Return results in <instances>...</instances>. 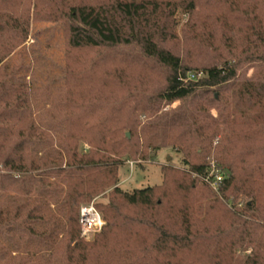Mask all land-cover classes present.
Returning a JSON list of instances; mask_svg holds the SVG:
<instances>
[{
    "label": "trees",
    "instance_id": "16d2710c",
    "mask_svg": "<svg viewBox=\"0 0 264 264\" xmlns=\"http://www.w3.org/2000/svg\"><path fill=\"white\" fill-rule=\"evenodd\" d=\"M178 12L211 55L199 81L174 49ZM32 21L67 32L64 114L48 121L32 64L13 65ZM78 52L95 55L73 66ZM166 148L183 166L161 185L118 187L127 161ZM101 195L86 242L80 207ZM0 264H264V0H0Z\"/></svg>",
    "mask_w": 264,
    "mask_h": 264
},
{
    "label": "rangeland",
    "instance_id": "374dc122",
    "mask_svg": "<svg viewBox=\"0 0 264 264\" xmlns=\"http://www.w3.org/2000/svg\"><path fill=\"white\" fill-rule=\"evenodd\" d=\"M188 21V14L182 12L177 13L176 31L180 37V42L176 44L174 49L178 53H181L186 61H190L196 67L197 64L200 65V69H189L185 71V81H189L188 77L191 74L196 75V79L199 81L204 78L203 70L201 69L203 66L201 65L208 64L211 55L208 53H199L197 50L193 52V34H189L191 26H187ZM66 35L67 32L63 22L32 21L31 32L27 42L13 56V65L16 67L32 64L31 72L26 71L23 73L28 74L27 80H35L38 93L34 104H36L40 112L44 113L46 121H48L47 113L51 110L60 116L64 114V110L60 111V105L62 104V99L65 97V94H62L65 84L62 83L61 79L63 78L64 69H66V64L68 63V58L66 57ZM185 35H187L186 39ZM173 45L171 44V46ZM218 53L223 54L225 57L228 50L224 47ZM94 55V53L89 54L86 52L75 53V57L71 59V65L75 66L77 63L88 65ZM253 73L254 69H249L246 75L247 77H252ZM179 104V102H176L173 105H167L164 111L176 108ZM144 119L145 117L141 116V120ZM128 134L130 135V133H127V136ZM80 145L84 150L90 148L88 142L85 141H81ZM211 155V158L214 159V155ZM183 157V153L180 154L173 148H166L159 151L153 160H129L120 169V182L118 187L125 191H133L135 189L161 185L164 179L162 169L164 167H182ZM190 159L193 161L198 160L196 154ZM212 166L217 169L214 163H212ZM218 171L220 170L218 169ZM98 201H106V199L101 195L90 203L82 204L80 210L83 206L94 204ZM238 207L242 206L239 204ZM104 224L105 222L103 221V226ZM101 230L102 228L89 237H83L81 234V238L86 242H92ZM63 255L64 246L60 249L59 255L57 256V258L59 257V261Z\"/></svg>",
    "mask_w": 264,
    "mask_h": 264
},
{
    "label": "built area",
    "instance_id": "2783aa9c",
    "mask_svg": "<svg viewBox=\"0 0 264 264\" xmlns=\"http://www.w3.org/2000/svg\"><path fill=\"white\" fill-rule=\"evenodd\" d=\"M189 80L196 79V75L191 74L188 77ZM212 171L214 175V179L210 182V186L213 187L216 191L219 189V183L223 181L224 174L218 169H215L212 166ZM208 181V180H207ZM79 223L81 227V232L83 237H89L93 235L95 232L99 231L103 226V219L101 214L97 211L94 204H89L83 206L80 210V218Z\"/></svg>",
    "mask_w": 264,
    "mask_h": 264
},
{
    "label": "water",
    "instance_id": "95a60500",
    "mask_svg": "<svg viewBox=\"0 0 264 264\" xmlns=\"http://www.w3.org/2000/svg\"><path fill=\"white\" fill-rule=\"evenodd\" d=\"M128 136H130V135L128 134Z\"/></svg>",
    "mask_w": 264,
    "mask_h": 264
}]
</instances>
